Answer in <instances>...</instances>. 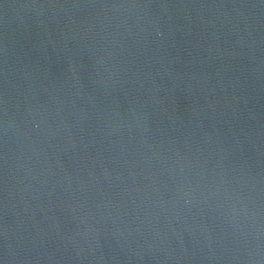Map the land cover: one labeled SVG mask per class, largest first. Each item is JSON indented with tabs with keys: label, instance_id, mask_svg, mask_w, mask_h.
I'll use <instances>...</instances> for the list:
<instances>
[{
	"label": "water",
	"instance_id": "95a60500",
	"mask_svg": "<svg viewBox=\"0 0 264 264\" xmlns=\"http://www.w3.org/2000/svg\"><path fill=\"white\" fill-rule=\"evenodd\" d=\"M264 258V0H0V264Z\"/></svg>",
	"mask_w": 264,
	"mask_h": 264
}]
</instances>
